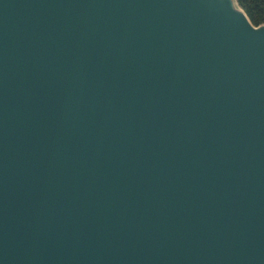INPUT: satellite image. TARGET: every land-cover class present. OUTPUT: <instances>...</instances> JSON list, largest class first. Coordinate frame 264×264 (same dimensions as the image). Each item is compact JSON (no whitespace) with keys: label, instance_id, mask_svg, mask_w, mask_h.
I'll return each instance as SVG.
<instances>
[{"label":"water","instance_id":"water-1","mask_svg":"<svg viewBox=\"0 0 264 264\" xmlns=\"http://www.w3.org/2000/svg\"><path fill=\"white\" fill-rule=\"evenodd\" d=\"M237 10L0 0V264H264V30Z\"/></svg>","mask_w":264,"mask_h":264},{"label":"trees","instance_id":"trees-1","mask_svg":"<svg viewBox=\"0 0 264 264\" xmlns=\"http://www.w3.org/2000/svg\"><path fill=\"white\" fill-rule=\"evenodd\" d=\"M237 2L254 25L264 24V0H237Z\"/></svg>","mask_w":264,"mask_h":264},{"label":"rangeland","instance_id":"rangeland-1","mask_svg":"<svg viewBox=\"0 0 264 264\" xmlns=\"http://www.w3.org/2000/svg\"><path fill=\"white\" fill-rule=\"evenodd\" d=\"M237 0H234V4L236 6V8L238 9L237 11L241 10L240 6L238 5V3L236 2ZM250 28H257V29H260V30H264V24L262 25H259V26H256L254 24H251L248 22V24Z\"/></svg>","mask_w":264,"mask_h":264}]
</instances>
